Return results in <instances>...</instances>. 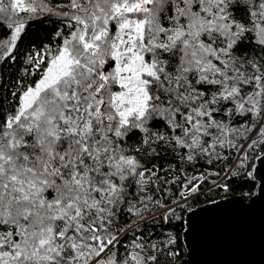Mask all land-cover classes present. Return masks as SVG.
Listing matches in <instances>:
<instances>
[{"label": "snow or ice", "instance_id": "snow-or-ice-1", "mask_svg": "<svg viewBox=\"0 0 264 264\" xmlns=\"http://www.w3.org/2000/svg\"><path fill=\"white\" fill-rule=\"evenodd\" d=\"M51 16L59 43L19 56ZM241 137L264 146V0H0V264H175L164 226L207 180L183 166Z\"/></svg>", "mask_w": 264, "mask_h": 264}, {"label": "water", "instance_id": "water-1", "mask_svg": "<svg viewBox=\"0 0 264 264\" xmlns=\"http://www.w3.org/2000/svg\"><path fill=\"white\" fill-rule=\"evenodd\" d=\"M252 177L257 190L199 205L182 232L186 256L180 264H264V154L256 158Z\"/></svg>", "mask_w": 264, "mask_h": 264}, {"label": "trees", "instance_id": "trees-1", "mask_svg": "<svg viewBox=\"0 0 264 264\" xmlns=\"http://www.w3.org/2000/svg\"><path fill=\"white\" fill-rule=\"evenodd\" d=\"M60 0H53V3H58ZM60 25V17L51 16L44 18H37L28 28L26 34L23 36L22 41L19 44L18 55L22 56L23 53L30 50L32 45H35L37 49L41 48L44 44H52L55 45L59 43V40L55 38V32ZM19 67V64L14 65L12 69H4V76H7L10 71H15L16 68ZM222 118V117H218ZM244 121L241 117H233L232 123L235 126H239ZM251 135V134H245ZM255 138V137H254ZM247 140L243 137L236 139L237 147L244 145ZM129 143L133 146L137 143V136H133L130 138ZM221 152V155L227 157V159L216 160L213 159L212 163H208L206 158L200 157L194 160L190 164H185L183 166V170L188 177L199 175L204 173L207 176V180L202 184L201 187V195L195 197L193 200L189 201V206L191 209L202 205L207 202H211L223 197L232 196L235 194H241L246 200H249L251 195L257 190V182L253 179L252 175L248 176L246 173H252V168L255 164L256 158L261 154H264V146H261L258 149L250 150L247 147L244 151H248V157L245 161V167L236 168V175H232L231 178L227 181L230 185V190L225 192L219 187H216V183L222 182L223 177L225 176L226 168H233L236 165V161L239 155V152L235 148H224L218 149ZM163 154V153H162ZM153 163H158L160 165H167L169 163H176L171 156H166L164 159L159 161H153ZM149 167L151 164L148 165ZM219 172L220 176H216L215 173ZM183 179V177H182ZM134 191V189H132ZM176 192V188H173V193ZM175 198L174 196L172 197ZM187 211L182 213L185 217ZM179 214V210H178ZM122 223L129 222V218L125 214L121 218ZM162 223V221L157 218L155 224L149 223L147 225L142 226V230L145 232H160L161 228L158 226ZM172 224H177L175 220L172 221ZM164 230L173 232L177 237V245L176 248L179 249L180 255L176 260L181 262V260L186 256V249L182 239V232L180 227H172L171 225H165ZM131 233L127 238L131 237ZM122 240V242H124ZM123 249H121L122 251ZM179 264V263H177Z\"/></svg>", "mask_w": 264, "mask_h": 264}, {"label": "rangeland", "instance_id": "rangeland-1", "mask_svg": "<svg viewBox=\"0 0 264 264\" xmlns=\"http://www.w3.org/2000/svg\"><path fill=\"white\" fill-rule=\"evenodd\" d=\"M255 137V133L253 132L251 135H250V138H254ZM247 143H248V140L244 143L243 145V148L241 149V151L239 152V155H241V153L244 151V149L247 147ZM180 262H178L176 259H175V264H177Z\"/></svg>", "mask_w": 264, "mask_h": 264}]
</instances>
